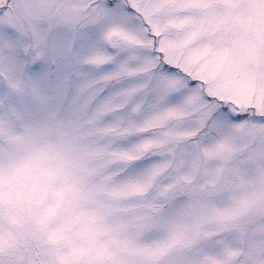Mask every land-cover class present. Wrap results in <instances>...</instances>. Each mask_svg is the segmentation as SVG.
<instances>
[{
    "label": "rangeland",
    "instance_id": "374dc122",
    "mask_svg": "<svg viewBox=\"0 0 264 264\" xmlns=\"http://www.w3.org/2000/svg\"><path fill=\"white\" fill-rule=\"evenodd\" d=\"M0 264H264V0H0Z\"/></svg>",
    "mask_w": 264,
    "mask_h": 264
}]
</instances>
